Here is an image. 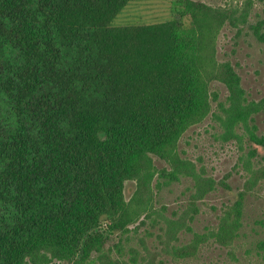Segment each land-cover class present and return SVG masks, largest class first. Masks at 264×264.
I'll list each match as a JSON object with an SVG mask.
<instances>
[{"label":"trees","instance_id":"obj_1","mask_svg":"<svg viewBox=\"0 0 264 264\" xmlns=\"http://www.w3.org/2000/svg\"><path fill=\"white\" fill-rule=\"evenodd\" d=\"M130 1L0 0V264H119L106 253L139 230L153 252L121 264H264V98L216 59L227 17L185 0L165 22L113 27ZM206 119L244 145L245 176L195 232L212 183L172 210L154 189L191 175L178 143Z\"/></svg>","mask_w":264,"mask_h":264},{"label":"rangeland","instance_id":"obj_2","mask_svg":"<svg viewBox=\"0 0 264 264\" xmlns=\"http://www.w3.org/2000/svg\"><path fill=\"white\" fill-rule=\"evenodd\" d=\"M193 3L203 4L213 9H218L227 17L225 23L219 30L215 39L216 59L219 62L228 61L234 67L241 79V85L250 100L259 101L264 98V0H189ZM185 0H131L125 8L115 17L113 27H129L134 25H150L165 22L177 16L175 9ZM183 6V5H181ZM185 22L189 23L188 18ZM213 93L223 100L226 91L218 84L211 85ZM215 104H213L214 106ZM255 123L258 133H264V113L255 116ZM244 145H239L234 139H228L223 128L209 119L191 127L180 139L178 152L187 163L191 171L179 184L171 190L154 189L156 196L153 205L156 211H161L164 205L169 210L176 208L178 198H184L182 193L189 187H196L203 182H211L213 191L200 205V213L191 224L193 231H201L205 226L213 225L216 209L222 203L233 200L238 188L244 182L245 173L241 158L244 157L241 151ZM264 156V153H259ZM157 168L166 165L154 159ZM188 170V172H190ZM226 183L231 189L224 190L220 183ZM130 184L126 183L124 194L127 199L132 196L133 191ZM250 207H257L258 203L249 200ZM163 212V211H162ZM164 213V212H163ZM166 214V213H164ZM134 226H130L133 229ZM129 240L123 237L121 250L115 247L106 249L111 260H130L133 253L129 254L128 248L135 250L136 258L145 255L144 248L153 252L152 245L148 238H144L141 230ZM183 234L181 237H189ZM144 239V242L141 239ZM108 247H111L108 246ZM219 252L213 251L211 256H217ZM134 255V257H135ZM107 263V258H102ZM100 263V262H98ZM146 263V261H145ZM46 264H65L56 261H49ZM101 264V263H100ZM144 264V263H140ZM169 264V263H167Z\"/></svg>","mask_w":264,"mask_h":264}]
</instances>
